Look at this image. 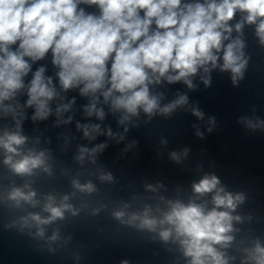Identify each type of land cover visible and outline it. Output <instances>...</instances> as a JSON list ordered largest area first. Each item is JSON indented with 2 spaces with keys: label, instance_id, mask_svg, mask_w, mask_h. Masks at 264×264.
<instances>
[{
  "label": "clouds",
  "instance_id": "obj_1",
  "mask_svg": "<svg viewBox=\"0 0 264 264\" xmlns=\"http://www.w3.org/2000/svg\"><path fill=\"white\" fill-rule=\"evenodd\" d=\"M246 26L264 49V0H0L4 230L14 229L34 241L36 251L55 255L73 241L72 234H63L66 222L103 213L141 240L161 243L172 254V264H264V235L240 227L253 220L252 214L238 211L246 194L227 190L217 175L204 173L186 194L177 189L175 195H163L164 185L157 182L145 184L144 193L125 200L110 190L106 195L96 183L116 182L110 171L96 166L107 143L77 145L73 159L80 168L60 166L57 177L58 162L51 149L23 130L27 109H33V122L55 115L56 126L72 123L76 98L67 99L70 91L87 98L86 118L103 122L107 106L127 133L129 126H137L141 113L151 120L189 106L187 94L179 92L162 104L164 94L157 86L163 83H183L195 90L193 81L199 77L207 88L212 71L219 70L229 73L233 86H238L251 59L245 52ZM49 55L54 75H46V65L33 71V65ZM188 110L203 120L196 106ZM69 112L73 114L65 119ZM241 122L252 130L264 129L258 118ZM208 123L214 126L215 119ZM75 127L89 141L101 135L117 143L124 140V134L100 123L76 121ZM196 135L203 138L199 129ZM71 139V133L63 137L62 151ZM135 144L132 141L125 151ZM187 155V148L169 154L176 163ZM59 178L67 180V190L54 184L37 186ZM72 256L77 262L82 258L77 252Z\"/></svg>",
  "mask_w": 264,
  "mask_h": 264
}]
</instances>
